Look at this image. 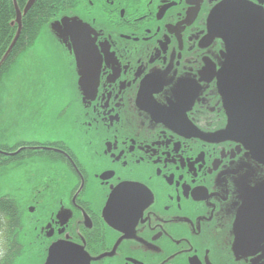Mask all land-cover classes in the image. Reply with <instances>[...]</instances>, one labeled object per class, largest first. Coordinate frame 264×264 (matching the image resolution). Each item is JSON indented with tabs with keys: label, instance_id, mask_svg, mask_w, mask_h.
<instances>
[{
	"label": "flooded vegetation",
	"instance_id": "flooded-vegetation-1",
	"mask_svg": "<svg viewBox=\"0 0 264 264\" xmlns=\"http://www.w3.org/2000/svg\"><path fill=\"white\" fill-rule=\"evenodd\" d=\"M5 1L0 101L44 29L62 97L19 94L18 134L0 133V264H46L57 244L78 251L61 264H264V166L217 137L224 45L207 22L227 0ZM47 96L62 101L48 122ZM5 176L24 180L8 192Z\"/></svg>",
	"mask_w": 264,
	"mask_h": 264
},
{
	"label": "water",
	"instance_id": "water-1",
	"mask_svg": "<svg viewBox=\"0 0 264 264\" xmlns=\"http://www.w3.org/2000/svg\"><path fill=\"white\" fill-rule=\"evenodd\" d=\"M207 24L210 35L224 45L216 85L227 123L217 137L239 144L264 166V11L249 2L227 0L211 10ZM61 27L62 20L50 26L60 41ZM62 255L73 261L78 251L53 245L46 264H61Z\"/></svg>",
	"mask_w": 264,
	"mask_h": 264
},
{
	"label": "rangeland",
	"instance_id": "rangeland-1",
	"mask_svg": "<svg viewBox=\"0 0 264 264\" xmlns=\"http://www.w3.org/2000/svg\"><path fill=\"white\" fill-rule=\"evenodd\" d=\"M19 70L11 68L6 80L3 82L2 95L0 101L1 126L0 133L4 137V142L10 143L11 139L18 134L11 130L10 125L4 126L5 123L17 118L15 109L20 99L19 94L41 93L54 96L60 94L62 97V49L58 46L55 39L48 29L41 32L40 37L34 43L28 53H25L19 62ZM18 93V94H17ZM15 95L16 100H11ZM43 115L45 121L52 120V116L62 108V101L45 97ZM34 108H36L34 106ZM46 109V113H45ZM13 127V125H12ZM24 131H27L26 127ZM34 171L37 172L36 167ZM42 172L41 170H39ZM35 172V173H36ZM42 176V173H39ZM22 176H5L3 178L4 191H10V185L20 184L23 181ZM17 182V183H16Z\"/></svg>",
	"mask_w": 264,
	"mask_h": 264
},
{
	"label": "trees",
	"instance_id": "trees-1",
	"mask_svg": "<svg viewBox=\"0 0 264 264\" xmlns=\"http://www.w3.org/2000/svg\"><path fill=\"white\" fill-rule=\"evenodd\" d=\"M1 6H3V9L5 10V12L6 13H8V10H9V5H8V2L7 1H5V0H2V5ZM19 33H20V31H19ZM19 35V34H18ZM18 35H17V37H18ZM5 38L7 39V40H5ZM5 38H2V42H1V44H2V46H3V49H5L6 47H8L9 45H11L12 44V37L11 36H9V37H5ZM15 39H16V37H15ZM36 39V37L34 38V40ZM14 45V44H13ZM13 45H11V46H13ZM12 48V47H11ZM11 48L9 49V51L5 54V55H7L9 52H10V50H11ZM5 60H4V58L1 60V63H3ZM0 63V64H1Z\"/></svg>",
	"mask_w": 264,
	"mask_h": 264
},
{
	"label": "snow or ice",
	"instance_id": "snow-or-ice-1",
	"mask_svg": "<svg viewBox=\"0 0 264 264\" xmlns=\"http://www.w3.org/2000/svg\"><path fill=\"white\" fill-rule=\"evenodd\" d=\"M68 264H71V261H69Z\"/></svg>",
	"mask_w": 264,
	"mask_h": 264
}]
</instances>
